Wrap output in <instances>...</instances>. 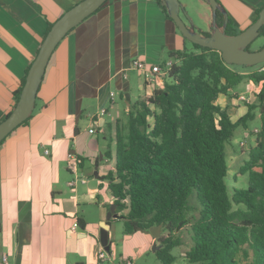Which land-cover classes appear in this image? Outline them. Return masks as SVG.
<instances>
[{
  "label": "crops",
  "instance_id": "obj_1",
  "mask_svg": "<svg viewBox=\"0 0 264 264\" xmlns=\"http://www.w3.org/2000/svg\"><path fill=\"white\" fill-rule=\"evenodd\" d=\"M80 1L0 0V121L13 109L14 92L50 24ZM219 1L241 29L264 4ZM184 45V36L157 0H108L64 37L46 68L32 118L0 145V258L7 255L10 264H120L125 259L137 264L149 248L158 249V238L139 229L124 233L115 246L113 222L123 219L111 214L110 191L85 177L90 174L85 161L99 168L107 149H115L107 124L122 119L137 99L164 87L167 75L157 74L147 85L133 60L150 66L168 54L174 61L170 52ZM103 108L107 113L101 115ZM70 153L80 159L78 173L68 168ZM110 161L103 175L95 172L96 178L105 179L114 169L115 161ZM103 229L111 253L101 243ZM117 248L121 253L116 254ZM102 250L108 254L105 259L99 258Z\"/></svg>",
  "mask_w": 264,
  "mask_h": 264
},
{
  "label": "trees",
  "instance_id": "obj_2",
  "mask_svg": "<svg viewBox=\"0 0 264 264\" xmlns=\"http://www.w3.org/2000/svg\"><path fill=\"white\" fill-rule=\"evenodd\" d=\"M157 1L173 21L162 0ZM263 7L256 8L254 21ZM217 22L221 27L225 23L222 11H217ZM242 30L229 14L227 33ZM184 39L182 49L170 52L174 65L164 87L137 99L126 119L106 126L115 149L110 146L104 156L115 166L104 178L116 213L125 234L161 226L166 234L158 237L156 253L163 264L176 259L171 251L184 244V230L190 234L186 257L192 263L264 264V63L259 69L237 70L221 51ZM26 76L14 92L16 103ZM247 80L256 86L255 101L234 120L231 106L221 98L236 95L233 90ZM258 116L261 125L239 168L247 186L230 191L227 145L239 127L248 128Z\"/></svg>",
  "mask_w": 264,
  "mask_h": 264
},
{
  "label": "water",
  "instance_id": "obj_3",
  "mask_svg": "<svg viewBox=\"0 0 264 264\" xmlns=\"http://www.w3.org/2000/svg\"><path fill=\"white\" fill-rule=\"evenodd\" d=\"M203 1L211 7L212 23L210 25L209 35L204 34L198 29L192 20H190L189 24L186 23L181 16L182 11L187 14L186 6L180 0H162V5L167 8L168 14L185 38L201 46L221 51L227 64L251 66L264 63V48L255 51L248 49V46L260 36V29L264 25V7L260 11L258 18L247 28L243 29L238 34L230 35L227 33L229 21L228 10L222 6L219 0ZM107 2L108 0H81L65 11V13L54 22L52 28L42 42L35 60L30 66L18 102L11 113L0 121V144L34 113L38 92L46 68L58 44L73 28L77 27ZM217 11H222L225 15V23L222 27L219 26L217 22ZM97 173L98 172H96V175ZM111 214L116 217L118 216L116 213V204L114 203L111 205ZM160 228L161 226H152L148 230L143 228L138 229L152 232V234L158 238L161 233ZM101 243L106 251L111 253V248L107 245V234L105 229L101 232ZM159 248L160 246H158V249Z\"/></svg>",
  "mask_w": 264,
  "mask_h": 264
},
{
  "label": "rangeland",
  "instance_id": "obj_4",
  "mask_svg": "<svg viewBox=\"0 0 264 264\" xmlns=\"http://www.w3.org/2000/svg\"><path fill=\"white\" fill-rule=\"evenodd\" d=\"M185 6L187 14L184 12H181L182 18L186 21L187 24L190 23V20L193 21V23L200 29L201 31H207L209 29V25L212 23V16H211V7L209 9V5L203 1V0H180ZM229 12V11H228ZM230 14V13H229ZM188 47H191V42L187 41ZM264 44V37L259 36L257 39H255L250 45L249 50L255 51L259 50ZM169 59V55L165 54L163 60L159 63L160 65H163L167 62ZM231 66L237 70H244V71H250L252 69H259L262 67V65H251V66H244V65H238V64H231ZM254 85L250 84V81L247 80L240 84L238 87L235 88L237 91L236 95H233V97H226L222 96L221 102L224 105L231 106V115L234 120H237L239 117L244 115L247 110V103L242 102L238 99L239 94H246L254 96ZM132 98L135 99V97L138 94V91L134 90ZM228 98L229 100L225 99ZM241 102L244 106L243 108H239V105L236 104V102ZM255 101V98L253 99ZM252 101V102H253ZM124 113V112H123ZM125 114H122L123 118L126 119ZM110 117L107 116V119ZM261 125V120L258 117L256 119L252 120L248 124V128L239 127L235 133L234 138L232 139V142L227 145V159L230 167V173L228 174L226 181L229 185L230 191H232L233 187H236L238 189L245 188L247 186V176L242 175L239 173V168L241 164L248 158L247 150L250 147L251 143L254 142L255 136L254 133L256 129H259ZM102 137V136H101ZM111 144V142H110ZM101 166L98 168L96 167V164L91 161H85V171L89 172V176H85L87 179L92 180V183L97 184H103L105 187V191L108 190V181L106 179H100L95 177V172H99L101 175L104 173V168L107 166H110L112 163L109 159H104L99 161ZM195 197V195L193 196ZM193 202H195V199H193ZM196 215H198V212H195ZM114 243L116 247H119L121 244L120 239L124 237V221L121 222L117 219H114ZM161 233L159 237L166 234V232L160 228ZM183 238V245H179L173 248L171 253L176 257L174 262L172 264H196L189 261V259L186 257V251L191 246V239L189 230H184L182 234ZM159 242V241H158ZM160 246V244H158ZM158 250V249H157ZM153 249V246L149 248L137 261V264H163L162 260H160L159 256L157 255L156 251ZM121 253L120 249L117 248L116 254Z\"/></svg>",
  "mask_w": 264,
  "mask_h": 264
},
{
  "label": "built area",
  "instance_id": "obj_5",
  "mask_svg": "<svg viewBox=\"0 0 264 264\" xmlns=\"http://www.w3.org/2000/svg\"><path fill=\"white\" fill-rule=\"evenodd\" d=\"M174 65V61L172 60H168L164 66L160 65V64H155V65H148L146 61L141 60V59H134L132 62V67L134 69L140 70L143 72L144 75V79L147 85H150L154 82V79L156 77L157 74H163V75H167V71H169V69H171V67ZM115 99V94L112 93V100ZM238 99L242 102L245 103H251L254 99V96L251 95H246V94H239L238 95ZM107 113V109L103 108L101 110V115H104ZM100 126V124H96L93 127H91L90 132L94 133L97 131V128ZM256 131H258V129H256ZM46 152H48V150H46ZM68 168L70 169V171H72L73 173H78L80 171V159L79 157H77L74 153H70L68 155ZM81 181L85 182L86 179L84 178H80ZM76 180H73L71 182L72 185L76 184ZM78 227V222H76L74 224V229ZM106 257H108V254L106 251L102 250L99 253V258L100 259H105ZM0 264H10L9 258L7 255H3L0 258ZM120 264H132V262L128 259H125L123 261H121Z\"/></svg>",
  "mask_w": 264,
  "mask_h": 264
},
{
  "label": "flooded vegetation",
  "instance_id": "obj_6",
  "mask_svg": "<svg viewBox=\"0 0 264 264\" xmlns=\"http://www.w3.org/2000/svg\"><path fill=\"white\" fill-rule=\"evenodd\" d=\"M220 2V1H219ZM222 3V2H221ZM210 7V5H209ZM226 8V7H225ZM228 10V9H227ZM183 12V11H182ZM203 33L209 32L210 33V25H209V29L207 31H202Z\"/></svg>",
  "mask_w": 264,
  "mask_h": 264
}]
</instances>
